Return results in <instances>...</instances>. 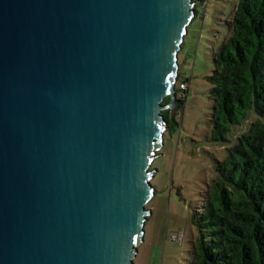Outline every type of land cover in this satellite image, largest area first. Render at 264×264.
Segmentation results:
<instances>
[{
	"label": "water",
	"instance_id": "obj_1",
	"mask_svg": "<svg viewBox=\"0 0 264 264\" xmlns=\"http://www.w3.org/2000/svg\"><path fill=\"white\" fill-rule=\"evenodd\" d=\"M195 4L0 0V264H134Z\"/></svg>",
	"mask_w": 264,
	"mask_h": 264
},
{
	"label": "trees",
	"instance_id": "obj_2",
	"mask_svg": "<svg viewBox=\"0 0 264 264\" xmlns=\"http://www.w3.org/2000/svg\"><path fill=\"white\" fill-rule=\"evenodd\" d=\"M213 62L211 140L227 153L192 212L188 264H264V0H237ZM185 98L177 97L179 109ZM163 114L170 129L175 113ZM243 121L248 128L232 131Z\"/></svg>",
	"mask_w": 264,
	"mask_h": 264
},
{
	"label": "rangeland",
	"instance_id": "obj_3",
	"mask_svg": "<svg viewBox=\"0 0 264 264\" xmlns=\"http://www.w3.org/2000/svg\"><path fill=\"white\" fill-rule=\"evenodd\" d=\"M195 1L197 14L178 53L175 82L177 97L186 95L185 103L179 109L175 102L174 120L165 129L164 145L150 167L156 170L151 179L155 195L146 205L151 214L134 264L189 263L190 239L195 233L192 212L200 203L201 188L215 175L216 159L222 160L227 153L221 142L211 140L212 99L207 76L214 67V54L228 34L237 0ZM183 81L185 90L180 89ZM249 125L243 121L232 131Z\"/></svg>",
	"mask_w": 264,
	"mask_h": 264
},
{
	"label": "built area",
	"instance_id": "obj_4",
	"mask_svg": "<svg viewBox=\"0 0 264 264\" xmlns=\"http://www.w3.org/2000/svg\"><path fill=\"white\" fill-rule=\"evenodd\" d=\"M180 86H181L180 88H183L184 87L183 83Z\"/></svg>",
	"mask_w": 264,
	"mask_h": 264
}]
</instances>
